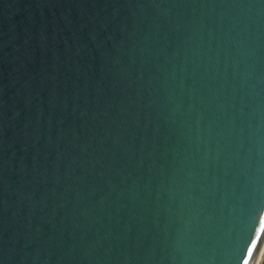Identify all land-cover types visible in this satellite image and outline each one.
<instances>
[{
  "label": "water",
  "instance_id": "obj_1",
  "mask_svg": "<svg viewBox=\"0 0 264 264\" xmlns=\"http://www.w3.org/2000/svg\"><path fill=\"white\" fill-rule=\"evenodd\" d=\"M245 260L264 0H0V264Z\"/></svg>",
  "mask_w": 264,
  "mask_h": 264
},
{
  "label": "snow or ice",
  "instance_id": "obj_2",
  "mask_svg": "<svg viewBox=\"0 0 264 264\" xmlns=\"http://www.w3.org/2000/svg\"><path fill=\"white\" fill-rule=\"evenodd\" d=\"M249 256H251V250H249ZM244 264H248V261L245 260V261H244Z\"/></svg>",
  "mask_w": 264,
  "mask_h": 264
},
{
  "label": "bare ground",
  "instance_id": "obj_3",
  "mask_svg": "<svg viewBox=\"0 0 264 264\" xmlns=\"http://www.w3.org/2000/svg\"><path fill=\"white\" fill-rule=\"evenodd\" d=\"M260 264V263H259Z\"/></svg>",
  "mask_w": 264,
  "mask_h": 264
}]
</instances>
